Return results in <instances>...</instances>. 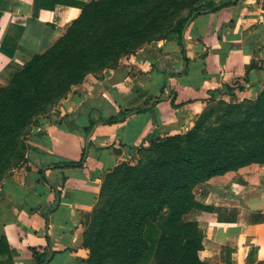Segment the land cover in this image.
Wrapping results in <instances>:
<instances>
[{
    "label": "crops",
    "instance_id": "1",
    "mask_svg": "<svg viewBox=\"0 0 264 264\" xmlns=\"http://www.w3.org/2000/svg\"><path fill=\"white\" fill-rule=\"evenodd\" d=\"M33 1L0 0V87L63 36L81 13L78 3L93 0H39L36 16ZM220 1L201 0L182 46L151 43L86 75L27 126L0 179V264H37L33 249L45 264H86L85 223L117 167L134 162L158 137L192 129L211 104L261 90L264 0L211 10ZM83 150V166L55 167L79 162ZM193 194L204 208L184 219L203 232L202 260L248 264L251 252L252 264H264V164L214 176Z\"/></svg>",
    "mask_w": 264,
    "mask_h": 264
},
{
    "label": "trees",
    "instance_id": "2",
    "mask_svg": "<svg viewBox=\"0 0 264 264\" xmlns=\"http://www.w3.org/2000/svg\"><path fill=\"white\" fill-rule=\"evenodd\" d=\"M143 1L93 0L78 3L81 13L63 36L47 51L26 62L8 85L0 87V179L10 166L17 140L34 117L41 114L47 105L65 97L71 86L81 83L86 75L115 66L121 53L117 49L131 51L142 44V34L131 32L128 24H122L90 44L85 45V40L97 25L109 24L120 18V15H114L117 10L138 6ZM56 2L53 0V4ZM232 2L221 0L211 10L227 7ZM202 10V6L192 9L179 26L174 40L181 46L187 22ZM182 52L184 54V49ZM142 110L126 111L122 117H111L104 122L117 123ZM228 129L225 127L224 131ZM150 148H153L155 159L141 173H135L130 183V191L138 204L117 211L119 201H116L109 210L101 211L94 264H101L105 258L101 244L106 233L111 236L116 264H210L199 255L203 250L204 235L198 223L184 219L191 210L204 208L195 198L193 189L214 176L252 163L264 164V146L242 147L222 155L214 148V142H203L188 131L182 138L180 135L158 137ZM84 156L83 150L79 162L61 163L55 167H81L85 162ZM110 217L112 226L107 227ZM4 245V239H1L0 254ZM32 253L37 264H45L43 253L35 249ZM250 253L248 264L253 263Z\"/></svg>",
    "mask_w": 264,
    "mask_h": 264
},
{
    "label": "rangeland",
    "instance_id": "3",
    "mask_svg": "<svg viewBox=\"0 0 264 264\" xmlns=\"http://www.w3.org/2000/svg\"><path fill=\"white\" fill-rule=\"evenodd\" d=\"M202 5L201 0H144L138 6L117 10L114 15H120V18H116L114 22L94 27L87 36L85 45L96 39H101L102 36H106L108 32L116 30L122 24H128L131 32L142 34L143 42L133 47L131 51L117 49L118 52H121L120 61L125 56H129L151 43L170 42L176 39L177 30L182 21L186 19L192 9L200 8ZM110 63L114 65L113 61ZM55 104L47 105L42 113L56 107ZM225 127L227 129L229 127V131H224ZM189 131L199 136L203 142H214V148L218 149L222 155L242 147L264 146V86L254 94L247 92L240 97L231 96L229 101L220 100L211 104ZM187 132L182 133L180 137H184ZM182 144L184 145V143ZM154 159L153 148L141 150L138 159L117 167L106 179L99 205L84 227V246L89 251L86 264H94L97 259L95 239L100 228L101 211L109 210L111 204L116 201H119L117 211L127 210L137 205L138 200L130 191L131 180L135 173H141ZM123 204L127 205L123 206ZM111 220V217L107 220L109 223L107 227L112 226ZM111 245L110 234H104L101 248L105 258L101 264H116V254L112 252Z\"/></svg>",
    "mask_w": 264,
    "mask_h": 264
},
{
    "label": "water",
    "instance_id": "4",
    "mask_svg": "<svg viewBox=\"0 0 264 264\" xmlns=\"http://www.w3.org/2000/svg\"><path fill=\"white\" fill-rule=\"evenodd\" d=\"M39 10V0L33 1V15L36 16ZM167 87L169 88V83H167Z\"/></svg>",
    "mask_w": 264,
    "mask_h": 264
}]
</instances>
